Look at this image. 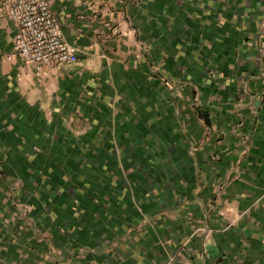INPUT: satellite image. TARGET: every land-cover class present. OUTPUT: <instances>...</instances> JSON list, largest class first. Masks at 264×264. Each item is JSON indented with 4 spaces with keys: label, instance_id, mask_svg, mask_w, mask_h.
Returning <instances> with one entry per match:
<instances>
[{
    "label": "crops",
    "instance_id": "1",
    "mask_svg": "<svg viewBox=\"0 0 264 264\" xmlns=\"http://www.w3.org/2000/svg\"><path fill=\"white\" fill-rule=\"evenodd\" d=\"M47 1L41 73L0 10V264H264V0Z\"/></svg>",
    "mask_w": 264,
    "mask_h": 264
},
{
    "label": "built area",
    "instance_id": "2",
    "mask_svg": "<svg viewBox=\"0 0 264 264\" xmlns=\"http://www.w3.org/2000/svg\"><path fill=\"white\" fill-rule=\"evenodd\" d=\"M0 10L17 26L14 52L37 73L78 62L77 53L66 43L47 0H0Z\"/></svg>",
    "mask_w": 264,
    "mask_h": 264
}]
</instances>
